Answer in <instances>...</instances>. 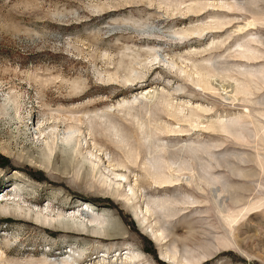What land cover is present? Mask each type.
Masks as SVG:
<instances>
[{
	"label": "rangeland",
	"instance_id": "obj_1",
	"mask_svg": "<svg viewBox=\"0 0 264 264\" xmlns=\"http://www.w3.org/2000/svg\"><path fill=\"white\" fill-rule=\"evenodd\" d=\"M114 10L123 12L108 14ZM185 32L196 34L180 40ZM128 76L139 87H125ZM81 94L88 95L79 103L60 102ZM10 96H20L18 112ZM88 112L93 119H82ZM71 113L81 121L68 120ZM101 113L127 132L126 141L111 142L92 124ZM52 121L62 139L70 126L78 129L67 175L45 170L25 150L37 158ZM167 143L193 144L200 164L177 171L180 164H168L172 150L150 152ZM159 155L165 164L156 163ZM0 177V264L82 251L83 237L72 243L54 229L70 201L66 213L86 211L91 230L99 226L91 220L111 211L127 232L115 242L97 239L86 264L128 261L104 258L111 244L141 256L140 264H184L180 256L193 250L212 253L202 264H264V0H0ZM165 197L170 210L146 211L147 200Z\"/></svg>",
	"mask_w": 264,
	"mask_h": 264
},
{
	"label": "bare ground",
	"instance_id": "obj_2",
	"mask_svg": "<svg viewBox=\"0 0 264 264\" xmlns=\"http://www.w3.org/2000/svg\"><path fill=\"white\" fill-rule=\"evenodd\" d=\"M133 8V7H132ZM113 10V9H112ZM125 10V9H123ZM123 10H114V11H111L110 13L108 14H118V13H121L123 12ZM107 16V15H106ZM136 26V25H135ZM194 34H196V32H185L184 36L182 39L180 40H185L187 38H190L192 37ZM140 39V38H139ZM150 50V49H149ZM155 50V49H153ZM157 50V49H156ZM158 51V50H157ZM154 56V61H157L159 60L160 56L157 55V52L153 55ZM159 61L156 63L158 64ZM151 64V63H150ZM151 66V65H150ZM158 66V65H157ZM153 68V67H152ZM129 73H134V71H129ZM151 73V72H150ZM114 79V78H113ZM111 79V80H113ZM119 80V79H118ZM135 80V79H133ZM131 79V76L127 77L126 78V82H125V87H129V88H132V87H137L138 84H136L134 81ZM109 82V81H108ZM121 82V81H120ZM115 83V82H114ZM122 85V84H121ZM139 87V86H138ZM73 90L72 92L74 93L73 95H77L79 94L78 91L79 89L81 88H78L76 87L75 85L72 86ZM88 94H81V96H69L68 98H66L65 100H61L60 102L63 103V104H76V103H79L81 102L82 100L85 99V97L87 96ZM20 98V96H14V97H11L7 100L9 102V104H11V102L15 105L14 107V110L16 112H18L19 110H21V105H19V102H18V99ZM59 102V103H60ZM96 104V103H95ZM126 104V103H125ZM7 105V104H6ZM124 105V103H123ZM131 105V104H130ZM128 104V106H130ZM89 106V105H88ZM92 107H95V105H92ZM125 107V106H124ZM4 108V107H3ZM11 110V109H10ZM92 110V109H91ZM95 110V109H94ZM5 115L7 116H10L9 115V108L6 107L5 108ZM93 112V111H92ZM97 112V111H96ZM103 113V112H102ZM101 113V114H102ZM97 115V118H99V121L100 122H93L92 124L97 127V125L101 126V128L103 129L105 135L107 136L108 140L109 141H113L114 138H119L121 141H126V138L128 137V134L127 132H124L123 129L119 128V126L115 123V121L111 118V117H108L106 116L105 114H102V115ZM12 116V115H11ZM10 116V117H11ZM59 120L61 121V116H59ZM13 118V117H12ZM12 118H10L12 120ZM66 118L68 120H71V121H74L75 123H78L79 121L81 120H78L79 118H77V116L73 113L69 114L68 116L66 115ZM85 118V119H88V120H92V115L90 112H88L84 117H82V119ZM9 119V120H10ZM138 119V118H137ZM48 120V119H47ZM54 120V119H53ZM58 120V121H59ZM65 120V119H64ZM97 120V119H96ZM50 121V120H49ZM58 121L54 122L52 121V124L50 126L47 127V129H43V131L41 132V135L42 137H46V142H45V148L42 149V152L39 153L38 152V156L37 158H34V155L37 154L35 151H33V148H30V147H26L25 150H27L29 156H32V160L36 161V164L40 165L42 168L45 167V170H48L50 167H53L52 170L56 171V172H61L62 175H67L66 173L68 172L69 169L66 168V166L68 167V164H72V162L74 161V157L76 156V154H78V151L75 147H73V140L76 136V133L78 132V129L77 127L75 126H70L68 129H67V134L65 136V138H61L60 134H59V125H58ZM103 121V122H102ZM12 122V121H11ZM48 122V121H47ZM58 122V123H57ZM65 122V121H64ZM90 122V121H89ZM51 123V122H50ZM232 124V123H231ZM80 125V124H79ZM91 126V125H90ZM173 133V132H172ZM145 136V134L143 135ZM146 137V136H145ZM144 137V138H145ZM148 138V137H147ZM151 140V139H150ZM10 141H12V138L10 137ZM152 141V140H151ZM150 141V142H151ZM156 142V141H155ZM11 143V142H10ZM154 143V142H152ZM158 143V142H157ZM193 143V142H191ZM194 144V143H193ZM190 145L188 144V148L186 150V147H181V148H177V145L178 144H172V143H167L166 145L162 144V145H154L155 148L153 147L151 149V153H155L159 151H165L166 148L172 150L173 152L171 153L170 155V158H169V163L170 164L169 166L172 168L173 166H175L176 164H180L183 168L182 169H179L177 171H183V170H193L192 168V165H193V162L195 161V159L198 160V157H196L194 159V155H195V152L196 150L193 148L194 145ZM201 144V143H200ZM149 145V144H148ZM151 146V145H149ZM204 146H206V143L204 144ZM213 146V145H211ZM11 145L9 144L8 147L6 149H3L4 151H6V154H11L12 151H11ZM150 148V147H149ZM201 148V146H200ZM203 148V147H202ZM208 152V151H207ZM154 156V155H153ZM209 156V155H207ZM216 160V159H215ZM156 163L158 162H162L163 164H165V161H164V157H160V155L155 159ZM200 160H198V163L200 164L199 162ZM208 161V160H206ZM214 161V160H213ZM218 161V160H217ZM225 161V160H224ZM146 162V161H145ZM151 162V161H150ZM222 162V161H221ZM197 163V162H196ZM210 163V162H209ZM218 163V162H217ZM79 164V163H78ZM198 164L199 168H200V165ZM81 165V163L79 164ZM93 165V163H92ZM197 165V164H196ZM83 166V164L81 165V167ZM151 166V165H150ZM178 166V165H177ZM212 166V165H211ZM204 167V166H203ZM201 168H202V165H201ZM229 168V167H228ZM227 169V167H226ZM19 170H22V168H20ZM204 170V169H202ZM233 172V171H232ZM204 174V172H203ZM206 175V174H204ZM86 173H83L82 175H77V178L80 180V181H85L86 179ZM121 177L125 178L124 176L120 175ZM214 176V175H213ZM2 177V176H1ZM0 177V179H1ZM6 177V176H4ZM208 176H206L207 178ZM122 178V181H125V179ZM204 179H205V176H204ZM206 180V179H205ZM210 180V178H209ZM208 182V180H207ZM158 184L160 186H168L170 184H172V182L170 180H162V181H159ZM228 186V185H227ZM227 188V187H226ZM228 189V188H227ZM229 191V189H228ZM111 197H115V194H110ZM16 197V196H15ZM145 197V196H144ZM166 198H160L159 199H155L152 200L151 202H149L147 200L146 202V207H147V210L150 214H152L153 216H157L159 213L158 211L162 210H170L167 209V207L165 206L166 205ZM12 199V198H11ZM15 199V198H14ZM165 199V200H164ZM173 203H177V204H182V205H189L190 203L188 202L189 200H187V198H181V197H175L173 199ZM240 199L238 198H235V201H234V204H237L239 202ZM14 201V200H13ZM17 201V200H16ZM20 201V200H19ZM22 201V200H21ZM26 201H28L29 203L31 204H34V205H39L40 201H36V200H30V199H26ZM233 201V200H232ZM18 202V201H17ZM81 202V203H80ZM80 204H82L83 206H85L87 209H88V213H89V210L92 211V205H89L88 202H82L81 200L79 201ZM2 204V203H1ZM11 202H6V204L3 203V205L1 206V210L4 211L6 210L9 206H11ZM72 201L69 202V206L66 205L63 210H64V213L63 215L59 216V219L57 220V222L55 223V226H54V229H56L57 231L61 232L60 234H65L66 237H69V239L71 240V242L73 243V241H75L76 239L73 238L75 236H78V237H83L81 238L82 239V244L81 245H77V248H80V246H82V251H76V250H73L72 247L70 250L68 251H64L65 254H69L68 256L64 257V258H57L56 261L52 262L49 260L48 256H46V258L42 259L41 262H38V263H31V264H86L87 260L86 258H88V255L86 253V250L88 247H90L92 244L94 243H101L99 241H97V239H103V240H107V241H111V242H115L116 240L118 239H122V237H125V235H127V232H125L124 228L122 225L118 224V223H112L113 220H115L116 218V214L109 211L107 213H104L103 216L104 219H93L91 220V222H94V223H98L99 226L97 228H92V230L90 229L92 227L89 228V225L90 224L87 222V219H85L83 217V214H85L86 211L84 210H80L79 213H77L76 215L74 214V216H70L66 213V211L69 209H72L74 207V205H72ZM24 205V203H23ZM68 206V207H67ZM16 207V206H15ZM19 207V206H18ZM17 207V208H18ZM21 207V206H20ZM20 209V208H19ZM86 209V210H87ZM225 209H228V207H226ZM161 212V214H162ZM170 212V211H169ZM168 212V213H169ZM226 212V210L224 211ZM25 215V214H24ZM227 218L230 225L231 224H235L237 222V219H232L229 215H227ZM0 217H2V212L0 211ZM56 217V216H55ZM88 218V217H87ZM154 218V217H152ZM162 219V217H160ZM4 219V218H3ZM91 219V218H90ZM88 219V220H90ZM159 219V218H158ZM48 220V219H47ZM163 220V219H162ZM16 221V220H15ZM21 221V220H20ZM108 221V222H107ZM21 222L25 223L26 225L28 226H31V227H34L35 225L27 220V219H24L22 220ZM107 222V223H106ZM162 222V221H160ZM158 223L159 224V229H158V234H160V241L157 240V242H162V238H163V235H164V225L162 226L161 223ZM15 223V222H14ZM109 224V228L106 230L105 229V226ZM122 224V223H121ZM37 225V224H36ZM39 226V225H38ZM41 226V227H40ZM39 227L42 228V231L46 234V235H53V233H50L49 232V228L47 227V225L45 224H42L40 225ZM111 226V228H110ZM166 235V234H165ZM63 236V235H62ZM80 239V238H79ZM112 246H110L106 252H104L102 255L104 256V258H109L111 257V259H115V261L117 260V262L119 260H128L126 261L125 263H122V264H140V262H143V259L140 257H137L135 255V253H133L132 251H128L126 252L124 249H121V248H115V244H111ZM114 245V246H113ZM100 246V245H99ZM98 246V247H99ZM102 246V245H101ZM100 246V247H101ZM174 246V245H173ZM208 246H212L210 244V242H208ZM103 247V246H102ZM101 247V248H102ZM176 249L173 250L175 251L174 252V256L176 258V255L178 254L179 251H177V246H175ZM100 248V249H101ZM107 248V247H106ZM98 249V248H97ZM215 251L219 250L218 247H214L213 248ZM100 251V250H99ZM10 252H12V250H10ZM9 252V253H10ZM186 252V251H185ZM183 253V251H182ZM187 253V252H186ZM23 255L25 254H33L32 252H30L29 250H25L22 252ZM212 253L211 252H204V253H200L196 250H193V251H188L187 255H181L180 258L183 259V263L184 264H202L206 261L207 257L210 256ZM34 255V254H33ZM101 257V256H100ZM142 260H141V259ZM39 261V260H38ZM145 261V260H144ZM204 261V262H203ZM145 263V262H143Z\"/></svg>",
	"mask_w": 264,
	"mask_h": 264
}]
</instances>
